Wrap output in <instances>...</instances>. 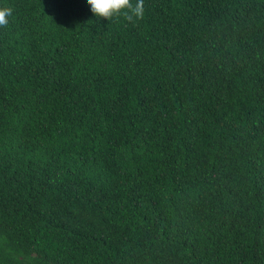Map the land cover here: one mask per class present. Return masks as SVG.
Instances as JSON below:
<instances>
[{
	"label": "trees",
	"instance_id": "trees-1",
	"mask_svg": "<svg viewBox=\"0 0 264 264\" xmlns=\"http://www.w3.org/2000/svg\"><path fill=\"white\" fill-rule=\"evenodd\" d=\"M144 5L0 0V264H264V0Z\"/></svg>",
	"mask_w": 264,
	"mask_h": 264
},
{
	"label": "clouds",
	"instance_id": "clouds-1",
	"mask_svg": "<svg viewBox=\"0 0 264 264\" xmlns=\"http://www.w3.org/2000/svg\"><path fill=\"white\" fill-rule=\"evenodd\" d=\"M91 12L102 20L110 23L123 17L126 21L135 23L144 18V0H87ZM11 7H0V28H6L9 24L8 17L12 16Z\"/></svg>",
	"mask_w": 264,
	"mask_h": 264
}]
</instances>
